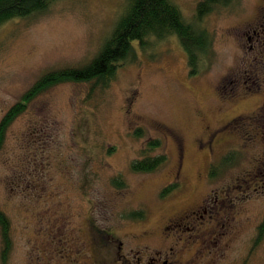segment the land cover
I'll use <instances>...</instances> for the list:
<instances>
[{
	"label": "rangeland",
	"instance_id": "374dc122",
	"mask_svg": "<svg viewBox=\"0 0 264 264\" xmlns=\"http://www.w3.org/2000/svg\"><path fill=\"white\" fill-rule=\"evenodd\" d=\"M172 1L186 21L212 34L205 72L189 75L177 38H149L144 48L135 45V57L120 64L104 90L90 96L88 82L54 85L9 126L0 150V208L10 219L13 240L7 264H122L115 253L97 248L88 219L116 235L127 250L154 251L171 243L163 231L170 220L181 225L170 232L188 235L186 214L220 186L234 201L229 208L231 218L241 222V236L214 264H264V240L256 253H247L249 226L264 217V0H234L199 22L200 0ZM127 4L55 0L42 14L2 24L0 119L43 72L89 61ZM245 74L257 77L247 93L241 79L235 84ZM226 88L231 94L223 92ZM234 118L239 128L221 129ZM137 128L141 136L134 134ZM155 139L159 145L149 154H166L167 162L152 172L131 170L132 160ZM230 150L235 162L216 180H207L209 163ZM120 177L123 187L113 183ZM172 180L179 188L161 198ZM139 210L143 218L130 216ZM72 229L71 241L89 245L80 259L62 246L70 243L62 241ZM124 254L129 264L134 255H144ZM210 254L200 264H210Z\"/></svg>",
	"mask_w": 264,
	"mask_h": 264
},
{
	"label": "trees",
	"instance_id": "16d2710c",
	"mask_svg": "<svg viewBox=\"0 0 264 264\" xmlns=\"http://www.w3.org/2000/svg\"><path fill=\"white\" fill-rule=\"evenodd\" d=\"M55 0H0V26L14 18H30L46 12ZM234 0H200L196 6L195 18L199 22L216 8H224ZM178 39L187 56L190 76L200 75L210 65L212 56V34L206 27L186 21L179 7L172 0H128V4L115 23L110 34L104 40L98 52L80 66H64L43 72L21 95V97L3 114L0 119V150L6 133L12 122L25 111L28 104L38 94L54 85L65 82L90 83L89 95L93 91L104 90L115 77L117 68L127 59L134 58L136 46L144 48L149 38ZM141 136L142 128L134 131ZM159 145V140L148 142L144 155L131 162L135 172H152L167 162V155H150L149 152ZM234 151H229L208 166L210 178H216L223 169L235 162ZM117 187H123L122 178L113 181ZM178 182L164 186L159 196L167 198L179 188ZM130 216L143 218L142 210L133 211ZM264 236V217L260 224L257 242ZM13 240L11 222L8 215L0 208V264H7L12 251Z\"/></svg>",
	"mask_w": 264,
	"mask_h": 264
},
{
	"label": "flooded vegetation",
	"instance_id": "af4514ba",
	"mask_svg": "<svg viewBox=\"0 0 264 264\" xmlns=\"http://www.w3.org/2000/svg\"><path fill=\"white\" fill-rule=\"evenodd\" d=\"M259 26L258 28H260ZM263 29L264 26H262L261 29L264 38ZM254 75L245 74V76H240L238 80H231L229 82L233 84L235 81L236 84L241 79L242 83L246 84L244 91L247 93L254 88L257 81V77ZM252 86L253 88H251ZM219 92H221L222 95V90H219ZM223 92L231 94L232 90L226 88L223 89ZM235 121L236 118L228 120L226 123L222 124L221 129L235 130L239 128L240 123L235 125ZM214 138L215 134L211 135V138L207 140V142L209 144L212 143ZM205 174L207 180L210 182L217 179L209 177L208 167ZM174 182H177V180H172L167 184ZM232 187L233 186H230L229 188ZM210 192L205 203H201L197 210H191L190 213L186 214L187 224L184 223V226L189 231V234L184 235L179 230L170 232L171 229H175V226L181 227L178 221L170 220V223L165 226L163 231L168 233L164 240H171V243L168 246H162L154 251H150L147 248L135 249L133 247L127 250L126 248L128 246L121 239L119 240L113 233L111 234L101 229L91 219H88L87 230L91 233L90 235L94 238L97 248L99 247L101 252L115 253L114 258H118L122 264H129L128 262L125 263L126 261L130 262V259H128L124 253H144V255L140 256L134 255L132 264H200L205 255L211 253L210 255L213 257H211L212 261H209V263L214 264L218 259V255L225 253V250L231 248L241 236V222L236 220L235 217L231 218L232 215L229 207L234 201L230 199L227 187L220 186L217 187L216 190H211ZM200 211L201 214H198ZM262 220L258 224L249 226L252 235L250 236V247L247 253H250V256L256 253L258 245L264 240L263 236L262 240L257 242ZM74 231L75 229H72V235L64 236L62 243L68 241H70V243H64L62 246L65 249L64 253H70V257L74 256L80 259L83 253L84 256H86L85 253H89V245L87 240L84 242L76 240L71 241L68 237H75L73 236ZM175 232L177 233L175 234ZM186 253L188 255L184 256ZM74 257H72V259H75ZM84 263H88V260H85Z\"/></svg>",
	"mask_w": 264,
	"mask_h": 264
}]
</instances>
